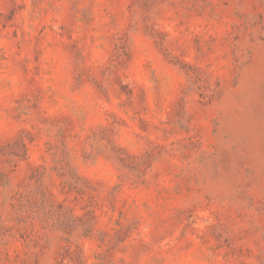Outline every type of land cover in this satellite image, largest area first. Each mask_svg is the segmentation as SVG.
I'll return each instance as SVG.
<instances>
[{
  "label": "rangeland",
  "instance_id": "374dc122",
  "mask_svg": "<svg viewBox=\"0 0 264 264\" xmlns=\"http://www.w3.org/2000/svg\"><path fill=\"white\" fill-rule=\"evenodd\" d=\"M0 264H264V0H0Z\"/></svg>",
  "mask_w": 264,
  "mask_h": 264
}]
</instances>
